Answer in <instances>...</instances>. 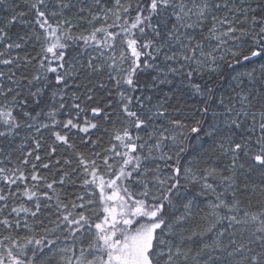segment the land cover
I'll list each match as a JSON object with an SVG mask.
<instances>
[{
  "label": "snow or ice",
  "instance_id": "obj_1",
  "mask_svg": "<svg viewBox=\"0 0 264 264\" xmlns=\"http://www.w3.org/2000/svg\"><path fill=\"white\" fill-rule=\"evenodd\" d=\"M0 264H264V0H0Z\"/></svg>",
  "mask_w": 264,
  "mask_h": 264
},
{
  "label": "trees",
  "instance_id": "obj_2",
  "mask_svg": "<svg viewBox=\"0 0 264 264\" xmlns=\"http://www.w3.org/2000/svg\"><path fill=\"white\" fill-rule=\"evenodd\" d=\"M251 66H252V65H248V67H249V68H250ZM257 66H258V62H257ZM192 143H193V145H194V144H195V141H193ZM254 179H255V180H258V179H259V177H258V176H256V177H254Z\"/></svg>",
  "mask_w": 264,
  "mask_h": 264
}]
</instances>
